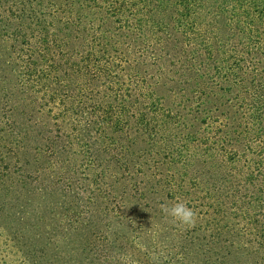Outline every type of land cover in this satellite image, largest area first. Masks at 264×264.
Segmentation results:
<instances>
[{
	"label": "trees",
	"instance_id": "trees-1",
	"mask_svg": "<svg viewBox=\"0 0 264 264\" xmlns=\"http://www.w3.org/2000/svg\"><path fill=\"white\" fill-rule=\"evenodd\" d=\"M0 264H264V0H0Z\"/></svg>",
	"mask_w": 264,
	"mask_h": 264
},
{
	"label": "clouds",
	"instance_id": "clouds-1",
	"mask_svg": "<svg viewBox=\"0 0 264 264\" xmlns=\"http://www.w3.org/2000/svg\"><path fill=\"white\" fill-rule=\"evenodd\" d=\"M162 212L175 223L192 227L196 223L197 214L188 202L177 199L172 204L161 206Z\"/></svg>",
	"mask_w": 264,
	"mask_h": 264
}]
</instances>
